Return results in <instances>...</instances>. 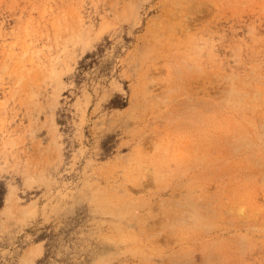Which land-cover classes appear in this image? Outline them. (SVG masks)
<instances>
[{"label": "rangeland", "instance_id": "obj_1", "mask_svg": "<svg viewBox=\"0 0 264 264\" xmlns=\"http://www.w3.org/2000/svg\"><path fill=\"white\" fill-rule=\"evenodd\" d=\"M0 264H264V0H0Z\"/></svg>", "mask_w": 264, "mask_h": 264}, {"label": "bare ground", "instance_id": "obj_2", "mask_svg": "<svg viewBox=\"0 0 264 264\" xmlns=\"http://www.w3.org/2000/svg\"><path fill=\"white\" fill-rule=\"evenodd\" d=\"M167 30H168V29H167ZM165 31H166V30H165ZM168 32H169V31H168ZM229 137H230V136H229ZM231 137H232V136H231ZM238 138H239V137H238ZM231 139H233V138H231ZM234 139H235V138H234ZM240 139H242V138H240ZM229 141H230V140H229ZM231 141H232V140H231ZM231 141H230V142H231ZM236 141H237V138H236ZM238 141H239V139H238ZM242 141H243V140H242ZM245 141H246V139H245ZM236 143H237V142H236ZM246 143H247V142H246ZM248 143H249V142H248ZM249 144H250V143H249ZM233 145H234V144H233ZM235 145H236V144H235ZM235 145H234V147H235ZM239 145H241V144H239ZM242 145H243V143H242ZM250 146H251V145H250ZM232 147H233V146H232ZM234 147H233V148H234ZM238 147H239V146H238ZM238 147H237V148H238ZM237 148H236V149H237ZM239 148H240V147H239ZM248 148H249V147H248ZM231 153H233V152L231 151ZM231 153H230V154H231ZM217 160H218V159H217ZM217 160H216V161H217ZM192 165H193V164H192ZM196 167H197V166H196ZM219 167H220V166H219ZM204 169H205V168H204ZM206 196H207V195H206ZM210 197H211V196H210ZM206 198H207V197H206ZM213 198H214V197H213ZM208 200H209V199H208ZM213 202H214V201H213ZM177 206H178V205H177ZM177 206L175 205V206H173V208H174V207H177ZM196 211H197V210H196ZM198 211H199V210H198ZM204 211H205V210H204ZM182 214H183V213H182ZM197 214H198V213H197ZM175 215H176V214H175ZM203 216H204V215H203ZM181 217H182V216H181ZM199 217H200V216H199ZM200 218H203L202 215H201ZM205 219H206V217H205ZM198 220H199V219H198ZM202 220H203V219H202ZM202 220H201V221H202ZM207 220H209V219H207ZM177 221H178V220H177ZM201 221H200V222H201ZM203 221H204V220H203ZM205 221H206V220H205ZM210 225H211V224H210ZM171 226H172V225H171ZM212 256H213V255H212ZM214 258H215V257H214ZM203 261H204V260H203Z\"/></svg>", "mask_w": 264, "mask_h": 264}]
</instances>
